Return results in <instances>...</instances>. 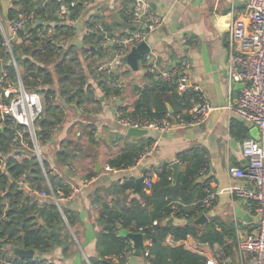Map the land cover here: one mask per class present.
Here are the masks:
<instances>
[{
  "label": "crops",
  "instance_id": "0c3cea01",
  "mask_svg": "<svg viewBox=\"0 0 264 264\" xmlns=\"http://www.w3.org/2000/svg\"><path fill=\"white\" fill-rule=\"evenodd\" d=\"M145 1L150 4L154 13L165 17L166 22L161 28L149 33L146 43L150 46L151 53L139 62V70L144 68L147 60L154 57L158 59L161 71L174 62L185 58L190 59L193 63L192 82L201 88L204 98L211 104L214 111L205 124L196 128L182 130L174 125L173 130L168 134L151 132L148 137H144L152 138L157 142L151 155L139 159L135 166L123 169L122 172H110L108 161L121 152L126 140L129 139V143L135 140L126 137L127 127L117 123L116 108L121 106L130 112H134L135 103L139 100L141 92L152 89L155 82L160 81L159 73L154 75H146L145 72L138 73L136 78L127 80L128 85L124 87L119 82L121 98L114 102L109 100L110 97L105 99V93L101 86L103 80L98 77L96 68L93 75L87 73L89 75L88 84L97 93L101 103H86L85 107H78L76 103L68 104L65 120L55 132L53 139L43 146L39 145L42 158L47 161L54 175H56L54 170L61 171L63 176L58 177L65 179L66 184L70 185L71 189L74 187L81 189L71 202H62L60 208L53 199L36 198L28 192L41 204H55L62 214L66 212L70 215L73 226L66 223L73 242L64 243L60 247L57 246L46 254L39 255L36 253L35 257L51 260L55 264H99L103 260L99 243L105 234L104 227L100 223L101 206L117 199H120L122 202L120 206H123L125 201V203L128 202V199L139 198L138 191L135 190L129 191L125 196L126 199L116 192V187L122 185L124 181L132 179L137 184V180L143 178L146 173L153 174L151 182L153 185L159 180L158 174L163 167L171 169L174 181L172 165L175 163L179 164L178 180L179 174L185 172L188 165L180 159V156L184 153L198 152L205 159L204 166L198 174V182L204 186L205 197L207 191L217 193V198L211 208L207 209L202 206V201L205 198L201 201L200 204L206 210L204 215L207 216L208 222L205 226L200 227L204 228L214 223L216 231L222 235L223 244L219 242L213 245L200 243L192 237L182 241H174L169 236L164 245L170 248L181 247L185 251L199 256L203 264H207V260L215 257L220 251L224 253L228 264H249L251 255L240 253L239 236L254 232L258 227L259 216L254 202L237 198L233 194V190L239 187L252 190L253 186L247 179L233 178L229 170L232 167L247 169L248 162L243 154L244 144L246 140H256V136L253 134L255 127L235 116L228 109L230 98L238 96L239 93V88H235L231 94L228 84L230 25L245 11L247 0H92L78 20L77 31L72 38L71 45L88 48L90 44L85 41L86 34L98 23L110 27L117 34L132 30L133 26L128 23L126 12L134 4ZM44 2L48 1L44 0ZM11 11L14 12L13 19L10 18ZM20 12H22L20 1L0 0V19L3 25V29L0 31L1 38L3 40L5 36L9 37L13 48L17 47L18 49L24 43L13 36L11 26ZM93 16H97L98 21L94 26H91ZM55 18L56 14L54 15ZM183 37L192 38L195 40L194 44L188 49L182 48L181 40ZM97 49L99 50L98 45ZM91 56L93 55L88 54L86 59L88 60ZM97 57L100 58L97 62L103 59L101 55ZM127 68L130 72H138L129 66ZM168 109L170 116L174 117L172 116L173 108L170 104H168ZM192 109L185 110L183 116L188 118ZM218 110L221 113L214 114ZM70 134L73 138L74 136L77 138L84 137L86 144L90 141L89 135L93 134L100 141L95 146L106 144L110 151L104 148L105 150L101 154L96 152L94 156H92V152L88 160L94 158H98V160L94 159L93 166L88 163L89 166L86 169L76 170L77 160L72 164L70 163L74 166L75 171L68 169L70 164L61 168L56 160L55 154L57 152L53 155L51 149L61 150L62 142L69 140L66 137ZM111 137H113L112 140ZM71 140L75 141V139ZM114 142L115 144H112ZM94 148L91 147L92 150ZM94 151L96 150L94 149ZM21 155L27 156L25 153H21ZM92 172L96 173L97 176L88 179V175ZM64 174L68 179L65 178ZM45 178L48 190L50 180L46 174ZM85 180H91V183L86 187L83 186ZM177 180L174 181L175 184ZM150 193L151 191L148 190L147 194ZM97 196H99L100 201ZM173 203L183 205L181 199ZM194 205L196 202H193L189 207ZM151 211H153V206H150ZM172 219V224L175 226H185L188 223L185 218ZM230 227L235 230L234 237L230 236ZM129 234L132 233L126 230L120 232V236L133 242L134 252L127 264H147L142 250L140 255H136L137 248L134 240L128 237ZM65 235L66 231L64 230L62 238ZM186 244L192 245L195 249H188L185 247Z\"/></svg>",
  "mask_w": 264,
  "mask_h": 264
},
{
  "label": "trees",
  "instance_id": "16d2710c",
  "mask_svg": "<svg viewBox=\"0 0 264 264\" xmlns=\"http://www.w3.org/2000/svg\"><path fill=\"white\" fill-rule=\"evenodd\" d=\"M72 1L74 0H66L68 5ZM84 2L86 0H78L77 6L70 8L71 18L80 19L82 17L83 12L86 11ZM59 8L60 3L53 0L48 2L22 0V12L20 13L49 15L51 20H55L54 15ZM13 14L14 12L11 11L10 18L12 19ZM91 20L93 21L91 26H94L98 17L93 16ZM38 28L41 29L42 26L38 25ZM108 29L111 28L108 27ZM56 34L67 38L74 37L73 31L67 25L58 27ZM86 36L85 41L90 44L88 48L76 45L57 46L53 39H49L45 44L35 39L32 41L34 45L32 48L26 44H23L20 49L13 48L15 56L20 57L17 63L25 88L30 92L41 94L45 101L44 111L35 123L36 137L41 146L50 142L63 124L68 104L76 103L78 107H85L86 103H101L100 99L94 100V90L88 84L89 75L87 74H94L97 60L100 59L96 58L101 55L97 49L100 36L97 33H88ZM2 42L0 35V50ZM88 54L93 56L87 60ZM7 68L11 74H15L14 66ZM101 86L105 99L109 98L112 90L107 81H103ZM115 93L121 95L120 90ZM196 101L194 94L180 95L175 88L159 81L155 82L152 89L141 92L139 100L135 103L133 116L141 115L149 119L162 120L170 115L168 109V104H170L173 108L172 116L176 117L183 115L185 110L192 109ZM245 132H247L246 129ZM13 136L12 130L0 128V194H3L0 197V216H6V219L0 222V264L9 261L34 264L31 259H20L14 256L10 247L33 250L39 255L49 253L57 246L73 242L67 229V223L73 226V221L68 213L62 214L55 204H41L35 200L26 188L20 185V179L24 176L29 187L47 191L44 168L54 190L62 189L68 193L71 186L66 184L65 179L54 175L44 159L42 166L28 134L26 138L30 150L22 148L19 144L11 146ZM89 137L91 145L99 144L100 141L95 135L90 134ZM128 140L121 152L108 161L109 167L129 169L135 166L145 150L152 147L155 142L152 138L136 139L132 143ZM61 146V150L56 153V160L61 168H65L79 159L83 148L81 142L72 140L62 142ZM21 153L27 154L28 157L22 158ZM190 153L180 156V159L188 165L185 172L179 174L176 184L173 181L171 169L163 167L159 171V180L155 184L141 186L138 190V199H128L123 206H120L122 203L120 199L101 206L100 223L104 227L105 234L99 243L103 258L99 264H114V258L120 257L129 249L128 239L119 236L123 230L136 233L140 228H146L144 237L153 242L151 247L153 264H196L200 262L203 264L199 256L181 247L165 246L164 242L169 236L174 241L192 237L200 243L213 245L219 242L223 244L222 235L216 231L214 223L204 228L192 224L206 213L200 204L205 198L204 186L198 182V174L204 166L205 159L198 152ZM64 176L68 179L66 174ZM96 176V173L92 172L88 175V179ZM136 189V181L132 179L118 185L116 192L125 197L129 191ZM148 190L151 191L150 194H147ZM97 199L100 201L99 196ZM178 199H181L182 204L186 206L175 205L173 202ZM193 202H196V205L189 207ZM150 206H153L151 212ZM41 209L43 210V224L37 218ZM172 218H185L188 223L185 226L168 225L169 219ZM155 222L157 225H154ZM230 228V236L234 237L235 230L233 227ZM64 230L66 235L62 238Z\"/></svg>",
  "mask_w": 264,
  "mask_h": 264
},
{
  "label": "built area",
  "instance_id": "2783aa9c",
  "mask_svg": "<svg viewBox=\"0 0 264 264\" xmlns=\"http://www.w3.org/2000/svg\"><path fill=\"white\" fill-rule=\"evenodd\" d=\"M22 1V0H18ZM50 1V0H45ZM60 3V8L56 12V19L51 20L48 15L32 13L30 15L20 13L12 22L13 36L20 39L26 46L32 48L33 40L38 39L41 44H45L49 39L54 40V44L61 47L71 45L72 38L58 36L56 29L67 25L73 31L74 36L77 31L79 19L71 18L70 8L78 4L74 0L67 7L62 3L63 0H53ZM92 0L84 2L86 8ZM66 2V0H65ZM82 2V1H80ZM67 3V2H66ZM127 20L133 26L123 34H117L114 30L108 29L102 23H98L95 28L87 33H97L100 36L98 48L102 60L109 58V62L96 67V73L101 80L107 81L112 90L109 100L119 101L120 94L115 91L121 90L119 77L115 69L119 60L126 56L129 51L142 43L147 42L149 33L161 28L166 22V18L154 13L148 2H139L127 10ZM41 25L42 28H38ZM3 25L0 19V31ZM195 40L190 37H183L181 40L182 48L188 49ZM2 57H0V128L9 129L14 132L11 146L19 144L22 148L30 150L27 144L26 135L34 144V152L43 166V158L36 137L35 123L42 115L45 108V101L41 94L28 91L23 83L21 70L19 69L14 54L12 41L5 36L2 42ZM112 56L114 60H112ZM14 66L15 74H11L7 67ZM193 63L185 58L174 62L164 70H160L158 59L154 57L144 64L146 75L159 73L160 81L175 88L180 95L192 93L197 101L190 116L185 118L183 115L176 117L167 116L165 119H149L141 115L133 116V112L123 110L121 106L116 108V121L118 124L128 128L149 130L160 134H168L173 130L174 125L182 130H189L203 125L207 122L214 111L211 104L204 98L202 90L192 82ZM115 77V78H114ZM228 84L230 93L239 88L238 96L231 97L228 109L235 116L239 117L249 125L259 129L260 139H249L244 144V157L248 162L247 169L232 167L230 175L236 179H247L253 186L252 190L245 187L236 188L233 194L240 199L251 200L254 202L256 212L259 216L258 227L252 233L240 234L239 250L241 254L251 255L249 264H264V0H247L245 11L235 19L230 25L229 34V65H228ZM99 96L94 92V100H99ZM157 142L152 147L147 148L140 159L153 153ZM27 156H22L26 158ZM70 171H75L73 165H68ZM110 172H122L123 169L108 167ZM45 174L47 171L44 169ZM57 176L62 177L63 173L54 170ZM153 174L146 173L143 182L150 186ZM91 180H85L83 186L86 187ZM20 185H23L27 192L36 198L47 197L55 201L60 208L62 202H71L81 188L74 187L68 193L62 189L54 190L50 182L47 191H40L28 186L25 177H21ZM3 194H0L2 197ZM217 198V193L207 191L205 199L202 201L204 208H211ZM175 209V208H174ZM6 216H0V222ZM157 225V222L154 223ZM146 228H140L136 233L144 236ZM120 236V234H119ZM129 249L120 257L114 258V264H127L132 256L133 242L128 239ZM152 240L144 238V248L142 254L147 264H153L151 254ZM190 250L195 248L186 244ZM34 264H55L51 260H44L40 257L31 259ZM5 264H28L27 262H4ZM207 264H228L222 251L215 257L207 260Z\"/></svg>",
  "mask_w": 264,
  "mask_h": 264
},
{
  "label": "water",
  "instance_id": "95a60500",
  "mask_svg": "<svg viewBox=\"0 0 264 264\" xmlns=\"http://www.w3.org/2000/svg\"><path fill=\"white\" fill-rule=\"evenodd\" d=\"M62 3L67 7V3L65 2V0H63ZM149 53H151V48L145 42V43H142L138 46L133 47L132 50H130V52L126 56H124L123 58H121L119 60V63L124 64L126 66H129L135 71H139V62L141 60H144ZM111 59L114 60V57L112 56ZM241 87L242 86H238L237 88H241ZM217 113L219 114L221 112L219 110L214 112V114H217ZM150 133L151 132L149 130L128 128L127 131L125 132V136L129 137V138H133L136 140V139L148 137L150 135ZM253 134L256 136V140L260 139V132H259L258 128L253 129ZM112 139H113V137H111V140ZM172 169L174 170V181H176L178 169H179V164L178 163L173 164ZM142 185H143V178H139L137 180L136 191H138ZM42 214H43V210L41 209L37 215V218L41 224H43ZM207 222H208L207 216L203 215L200 218L193 221L192 224L195 226H205V224ZM172 223H173V219H170L168 221V225H170ZM128 237H130L131 239L134 240L135 246L137 248L136 255H140L141 250H143V248H144V244H143L144 243V236L140 233H132V234H129ZM11 251H12L14 256H16L20 259H33L36 256V252L33 250H24L21 248H12Z\"/></svg>",
  "mask_w": 264,
  "mask_h": 264
},
{
  "label": "rangeland",
  "instance_id": "374dc122",
  "mask_svg": "<svg viewBox=\"0 0 264 264\" xmlns=\"http://www.w3.org/2000/svg\"><path fill=\"white\" fill-rule=\"evenodd\" d=\"M108 62H109V58H107L105 60H101V61L97 62L95 68L97 66L101 65V64H106ZM116 70L118 72L119 82H120L121 85H123V87L128 85L127 84V80L134 79V78H136V74H138V73L141 74V73L144 72V68L143 67L138 72H130V70L127 68V66L122 65L120 63L116 64ZM66 138L69 139V140L75 139V142H81V145H82V148H83V150L79 154V159L77 160L76 165H75L76 166V170H82V169L88 168V166H89L88 163H90L91 166H93L95 160L94 159L88 160V158L91 157V153L92 152H93L92 156H94L96 154V152L98 154H101L105 150L104 148H106L108 151H110V148H108L106 146V144H104V146L99 145L98 147L95 146V145H91L89 143L86 144L85 141H84V137H80L81 141H80L79 137L77 138L76 136H74V138H73L71 136V134L68 135ZM59 140H60V138H59ZM89 147H90V149H89ZM91 147L92 148L95 147L94 149L96 151H94V149L92 150ZM51 152L54 155L56 152H58V150H57V148H54V149H51ZM96 160H98V158ZM92 169H93V167H92Z\"/></svg>",
  "mask_w": 264,
  "mask_h": 264
}]
</instances>
